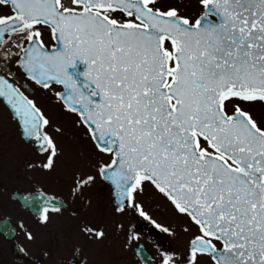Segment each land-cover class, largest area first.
<instances>
[{
	"label": "snow or ice",
	"instance_id": "obj_1",
	"mask_svg": "<svg viewBox=\"0 0 264 264\" xmlns=\"http://www.w3.org/2000/svg\"><path fill=\"white\" fill-rule=\"evenodd\" d=\"M196 5L190 16L167 0H0V97L43 156L29 167L50 171L60 150L48 129H61L9 80L10 65L43 89L63 86L55 95L98 154L73 196L100 178L116 213L147 216L148 184L196 227L183 258L166 252L161 264H264V119L250 107L264 105V0ZM77 60L83 83L69 72ZM50 209H37L40 222ZM81 231L104 237L97 224Z\"/></svg>",
	"mask_w": 264,
	"mask_h": 264
},
{
	"label": "flooded vegetation",
	"instance_id": "obj_2",
	"mask_svg": "<svg viewBox=\"0 0 264 264\" xmlns=\"http://www.w3.org/2000/svg\"><path fill=\"white\" fill-rule=\"evenodd\" d=\"M182 8L190 16L200 11L193 13L192 9ZM12 120L10 124L6 122L8 126L0 122V264H161L166 252L183 258L191 236L197 233L186 216H180L186 222L182 229L177 226L179 222H170L173 228L165 232L161 217L153 213L140 216L129 210L118 214L114 211L111 188L100 178L83 196L74 197V175L93 169L66 172V168L60 167L50 171L29 167L43 156L22 137L17 121ZM9 130L17 131L19 138L8 135ZM54 139L60 150L55 162L60 166L64 160L63 143L60 138ZM82 141L75 142L81 145L79 153L92 165L98 154L92 143ZM145 188L160 195L151 185L146 184ZM38 193L58 200L57 210L50 209L46 223L40 222L37 209L51 204L43 196L34 197ZM138 199L144 208L152 203L156 207L147 189ZM85 222L100 225L104 237H87L81 231ZM29 232L32 239L27 236ZM129 236L133 237L130 241Z\"/></svg>",
	"mask_w": 264,
	"mask_h": 264
},
{
	"label": "rangeland",
	"instance_id": "obj_3",
	"mask_svg": "<svg viewBox=\"0 0 264 264\" xmlns=\"http://www.w3.org/2000/svg\"><path fill=\"white\" fill-rule=\"evenodd\" d=\"M175 1L176 0H167V2L171 4H174ZM180 5L181 7L186 8L187 11L192 9L193 13H197L198 10L200 9L196 5V0H181ZM42 38L44 39L46 46L48 47L52 46L53 40L50 38L48 32L46 31L43 32ZM10 67L12 70V74L14 76L12 77V79L15 80L19 85V87L22 89V91L27 96H29L37 104L38 107L42 109L45 115L50 119L51 124L61 129L59 135L53 132L51 127L48 129L54 138L61 139L64 150L63 152L64 160H62L63 163L60 166H58V164H56L55 162V167L53 169H58L60 167V168H66V172H71L76 170L77 168H84V170L85 168L87 169L92 168L91 165L87 163L83 159L82 155L79 153L81 145L75 143V142H81L82 140L84 141V143L87 142L92 143V141L85 134V127L78 123V116L67 111L66 108L63 106V104L60 101H58V99L56 98L55 93L59 89V87L51 86L49 89H43L41 86L36 85L20 69H18L15 63H12ZM250 107H251V111L253 112L257 120L264 119V105L257 104ZM12 121L13 120L11 118L9 111L1 103L0 122H2L3 125L4 124L7 125V123L8 124L12 123ZM8 135H10L13 139H15L16 137L19 138L20 136L17 133V131H13V130H11L8 133ZM64 143H66L65 149H64ZM86 149L90 150L89 148ZM145 189L149 190L152 193V199L156 204L155 207L153 203L151 204L149 202H146V204L149 203L152 205V206L149 205V207L144 208L146 213L148 214L153 213L156 216H160L162 223H164L163 227L165 226L168 229L169 227L170 228L172 227L171 225H174L170 222H176V221L179 222L177 224L179 229H182V227L186 225L185 224L186 222L184 223L180 219V216L183 217L184 215L179 214L171 205V203L162 194L157 196L150 189L148 188ZM175 231H177L176 228Z\"/></svg>",
	"mask_w": 264,
	"mask_h": 264
},
{
	"label": "water",
	"instance_id": "obj_4",
	"mask_svg": "<svg viewBox=\"0 0 264 264\" xmlns=\"http://www.w3.org/2000/svg\"><path fill=\"white\" fill-rule=\"evenodd\" d=\"M87 70V64L86 62L84 61H80V60H77L76 64L74 66H70L69 67V72L73 74L74 78L77 79L78 83H83L85 82V77L82 75L84 71ZM23 71V70H22ZM24 72V71H23ZM62 86V85H60ZM63 91V86H62V90L59 91V92H62ZM2 99V101L5 103V105L9 108V110L11 111L10 107L7 105V101H6V98L4 97H0ZM94 99L96 100H99V97H94ZM12 113V111H11ZM13 115V114H12ZM14 119L17 120V118L13 115ZM20 128V131H21V134L23 136V138L28 141V142H31L33 145H34V142L30 141L28 138H26L24 135H23V129L19 126ZM35 146V145H34ZM44 197V199H47L50 201V204L52 202L54 203H57V199H54V198H51V197H48L47 195H43L42 193H38V194H34V197ZM37 199V198H35Z\"/></svg>",
	"mask_w": 264,
	"mask_h": 264
}]
</instances>
